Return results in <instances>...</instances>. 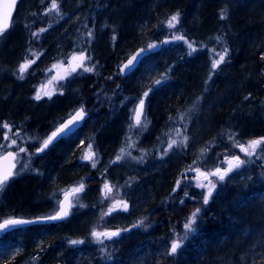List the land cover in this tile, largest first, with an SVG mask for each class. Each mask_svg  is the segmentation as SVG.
Returning <instances> with one entry per match:
<instances>
[{
    "label": "trees",
    "instance_id": "trees-1",
    "mask_svg": "<svg viewBox=\"0 0 264 264\" xmlns=\"http://www.w3.org/2000/svg\"><path fill=\"white\" fill-rule=\"evenodd\" d=\"M67 1L57 0L59 14L55 10L50 11V17L44 16L46 20H42L40 14L47 10L52 0H22L11 30L0 36V120L5 118L4 122L14 124L16 129L19 122L25 123L24 130L36 125L42 131L41 135L47 137L74 110L83 107L88 112V120L80 134L59 140L43 155L32 158L30 166L39 167L38 163L42 162L44 168L40 171V178H34L32 187L24 191L18 189L14 195L15 201L11 202L14 209L20 211L29 205L34 207L36 203L48 202L52 195L67 190L68 186L81 184L87 186V192L83 191L81 195H90L91 201L85 207L91 211V203L97 201L95 193L99 189L93 182L100 183L96 178L102 175L101 169H90L83 162L80 171L73 170L76 163L72 152L76 139L85 133L92 135V145L98 149L97 154L100 152L101 161L117 156L122 148L118 149V143L124 124L119 126L114 123L110 117V107L106 109L100 102L102 99L107 101L111 94L115 97L132 96L133 100L141 97L135 77L141 76L144 67L150 72L160 73L161 77L167 74L163 85L169 88L172 99L167 97L164 100L160 111L163 112L177 104L179 99L189 102L200 99L203 92L200 88H191L190 84L197 80L203 70L199 68L200 60L196 64L190 59L191 56H201L211 61L215 57L213 49L219 51L225 46L229 49L227 62L220 65L214 77L224 79L218 92L229 94L230 98L225 100L224 105L220 104L215 112L204 109L198 119L181 106L182 112H177L173 120L175 141L179 144L187 137L186 146H179L183 148L187 162L197 159L192 169L212 170L229 159L228 151H235V148L222 143L227 131L230 133L228 137L234 136L236 143L246 146L251 140L264 138V126L259 129L258 115L247 116L252 109L264 104V59L261 58L264 49V0H74L70 6ZM234 1L240 4L235 14L230 6ZM110 8L115 9V13L106 15ZM222 10L227 13L225 19H220ZM177 11L181 13L180 22L175 28H169L167 20ZM98 14H103V18H99ZM87 19L91 22H87ZM100 21L105 26L104 30L86 29ZM42 28L45 31L41 32ZM90 31L93 36L87 39L93 44L85 53L91 58L86 62L87 66L95 64L96 68L93 72H72L69 61L73 54L79 55L82 47L79 46V39ZM33 33L38 35L34 37ZM173 34L183 35L185 40L194 42L197 51L189 56L187 44L184 40L174 39ZM217 36L223 37L222 44L216 42ZM149 44H156L157 47L149 49ZM142 48L145 51L139 57V62L123 78H119V67ZM25 58L35 63L27 69V77L20 80L17 78L20 74L18 68L25 63ZM187 59L195 66L194 71L189 68L184 70ZM190 70L192 77L188 74ZM57 75L60 76L56 85L58 90L55 87L56 91L49 93L51 99L45 93H40L42 99H34L40 87L49 81L56 82ZM111 77L112 81L108 82ZM225 80L228 81L224 83ZM156 90L149 91L147 97L143 96L147 113L150 101L160 94ZM261 107L264 110V106ZM52 116L56 123L53 128L54 121L50 123L49 120ZM246 131H251L253 138L248 140ZM1 137L0 128V144ZM199 137L203 139L196 145L194 154L188 156L189 146L195 145L193 142ZM256 159L259 161H255L254 157L250 167L258 168L263 173L261 164L264 166V160L262 157ZM109 160L105 161L106 166ZM169 172L172 171L164 170L153 175V184L146 183V191L154 194L156 182L165 181L164 176ZM228 180L213 190L207 205H198L201 208L198 214L199 228L192 234H186V239H183L184 224L195 211L187 210V206L190 207L188 201L180 206L169 202L165 212L146 215L144 213L149 207L146 203L141 204V213L135 211L124 228L113 225L105 229H120L121 232L120 236L105 240L103 245L97 244L95 238L88 234L76 235L69 230L75 224H70V221L74 222L73 212L67 221L57 225L34 224L1 234L0 264H264V250L260 253L256 250L264 245V214L259 216V220L246 222L243 219L251 214L246 207L237 204L230 213H216L218 220L209 226L204 222L208 219L204 218L202 211L208 215L216 208L224 192L233 188V179ZM245 185L248 193L243 199L244 203L257 201L258 196L264 195V173ZM257 189L262 190L258 194L250 193ZM14 212L11 216H22ZM77 213L74 218L78 217ZM124 215L126 212L121 217ZM140 221L143 223L133 227ZM102 227L97 226L96 229L102 231ZM236 232L237 235H234ZM63 237L66 238L65 243L70 244L65 251L57 248L59 239ZM72 240H83L84 243L72 245ZM173 240H181L182 244L175 256H169L167 249ZM127 241H137L142 249L129 254L128 247L122 249ZM101 248H106V251L102 253ZM108 253L112 254L111 260L107 259Z\"/></svg>",
    "mask_w": 264,
    "mask_h": 264
},
{
    "label": "bare ground",
    "instance_id": "bare-ground-1",
    "mask_svg": "<svg viewBox=\"0 0 264 264\" xmlns=\"http://www.w3.org/2000/svg\"><path fill=\"white\" fill-rule=\"evenodd\" d=\"M67 4L69 6L73 5L74 0L67 1ZM233 4H231L230 6H231L232 11L235 14V13H237V11H238L237 7L240 4H239V2H236V1H234ZM50 7H51V5L48 6L47 10H45L43 13L40 14V18L42 20H46V19H44V16L46 18L50 17L51 13H50V11H48L50 9ZM45 13H48V15L46 16ZM109 13L114 14L115 9H112V8L108 9L106 12V15H108ZM102 16H103V14H98V17L101 19L103 18ZM87 22H91V20L87 19ZM101 22L102 21L97 22L95 24L93 23V25H91L90 27H86V29L88 30V29L96 28L98 30H104L105 26H104V24L101 25ZM231 27L233 28V26H231ZM88 37H89L88 32L86 35H82L80 37L78 43L79 44L82 43L81 45H79L82 47L79 51L84 50V49H88V50L90 49L91 45L93 44V41H90L89 39H87ZM23 39H24L23 45H25L26 44L25 43V41H26L25 36H23ZM26 47H24V48H26ZM261 55L264 56V49H263V51H261ZM77 56H79V55H77ZM200 57L196 56V55L193 57L192 56L190 57V59H192V61H195L194 63H196V64H197V60H200V61H198L199 68L203 70L202 73L200 75H198L199 77L197 78V80H195L192 84H190L191 88H196V89L200 88L201 92H203L200 99L197 100L196 102H189V100L183 101V100L179 99L178 103L176 102L177 104L172 105L171 107H168L163 112H160L162 103L164 102V100L168 99L167 97H170V95H171V94H169V88H164L163 82L165 80H162L161 84H159V85H157L155 83V81L157 79H161L164 76L161 77V76H159L160 73L150 72L148 70V68L144 67L141 70L142 71L141 76L135 77V82L138 83V89L140 90L139 96L142 95V97H143V93L145 91H149L150 88L152 90L157 89L156 91H159V93H160L158 97H155L150 101L151 105L148 108V113H147L148 122H147L146 126L149 127L150 130H148L147 131L148 133L144 134L143 136L141 135L138 137H139V139L141 138L140 139L141 143H143V141H145L147 139L146 137L148 136V134H151V140H153V141L155 140L156 143L161 144L160 145L161 149H164V150L167 149V152H168V154L166 156L167 157V159H166V161H167L166 167L167 168H162L161 170L162 171H164V170L165 171H167V170L172 171V172L167 173L164 176L165 181L161 180V181L156 182L157 184H156V187L154 190V194L148 193L146 190L142 191L144 193L142 196V198H143L142 204L146 203V205L149 207V209L144 208V209H146V212L144 213L145 215H146V213L157 214V213L165 212L164 210H166L168 208L169 202H173V203L177 204L178 206H180L181 204L188 201V203L190 204V207L187 206V210H189V209H195L196 210V208H198L200 205L203 204L202 199L198 198V197H200V196H198L201 193L200 191L197 190V192L199 193L198 194V193H196V191H193L192 187H191L189 189V191H187V196H185V193H183L184 190L182 191L183 187H187L188 185H190L189 184L190 181L188 180V178H190L192 171L191 172H188V171L190 168H193L195 166L197 159L192 160V162L188 163L187 159L185 158V153H184L183 148L173 147L172 149H168L169 143H171L173 140H176L175 134H172V133H173V120L176 119L177 115H175V114L177 112H179V111L182 112V108H183V110H185V111L192 112V114L195 115L196 118L198 119L202 116V112L204 111V109H206L208 111L213 110L215 112L216 108H219L218 106H220V104L224 105L226 102L225 100H228L230 98L229 94L226 95L225 93L224 94L221 93L222 94L221 95L218 92L220 87L223 86L222 82L224 80L222 78H219V80H218L214 77V75L216 74L218 69L215 71V73L211 76V79L209 80L208 76H209V72H210V68H211V61L206 60L204 57L203 58H200ZM79 64H80L79 59H76V60L71 59L69 61V66L71 69L73 67H76ZM85 64L87 66V62H85ZM186 68H189L192 71H194V69H195V66H193L190 63L189 59L185 60L184 70ZM78 70L80 72L83 71L82 68L77 67L76 71H78ZM191 70L188 71V74H190L189 76L192 77ZM4 75L8 76L7 73H4ZM231 75L232 74H230L228 78H230ZM111 81H112V77L108 79V82H111ZM206 81H207V83H206ZM226 81H228V80H225L224 83H226ZM248 87H249V84H248ZM128 95H129V93H128ZM131 97L129 98L126 95H122L119 97L114 96L113 100L110 101V97H109L108 101L103 99V100H101L100 103L106 109H108L110 107L109 112H110L111 120L120 126L123 123V121L125 122L127 117L130 116L131 110L134 107L132 105L134 101ZM213 97H215V98H213ZM170 99H172V97H170ZM208 105H209V107H208ZM260 105L264 106V104H260ZM181 106H182V108H181ZM261 106L255 107L254 109H252L251 114H249V115L247 114V116H250V117H254V116L258 115L257 122H260V125H261L259 127V129H261L264 126V110L262 109ZM242 110H241V113L244 114V112H242ZM188 114H189V112H188ZM4 120H6V119L1 118L0 126L4 123H7V122H4ZM8 124H10L13 128L15 127L14 124H12L10 122H8ZM123 124L125 125V123H123ZM49 125H47V127ZM37 132L41 134L42 131H37ZM257 133H258V131H257ZM227 134H230L229 131H227L223 135V142L222 143L226 144V146H229L232 149H233V147L235 148V151L234 150L228 151L229 159H231L233 156H239L240 157L239 154H242L243 156H245V154L240 151L239 146H234V145H238L241 143L240 142L236 143L235 142L236 138L234 136L228 137ZM246 134L248 135V140H250L254 136L251 133V131H246ZM82 137L77 140L78 145L75 146V149H73V152H72V153H74L73 154L74 155V161L76 163V164H73V170H76V171L77 170L80 171L79 168H82L84 166V163L82 161V153H83L82 151L84 148H86L91 143L89 136H87L84 140H82ZM90 137L93 138L92 135ZM119 143H120V141H119ZM119 143H118V146H119L118 149L120 147H122V144L119 145ZM193 144H194V142H193ZM53 145L51 147H49L46 151L51 149L53 147ZM244 146H246V145H244ZM189 147H188L189 148L188 149V156L189 155L191 156L195 152L196 145L189 146ZM46 151H44V152H46ZM120 152L121 151L119 150L117 156L120 154ZM175 154H177V156L179 157L178 159H180L181 162H183V164L181 166H180L181 162L179 164H176L175 162L170 160V157L174 156ZM254 157H255V161L256 160L259 161V159H256V157L257 158L262 157L264 160V155L259 156L257 154H256V156L253 155L249 159H245L246 163L243 166V168L240 171H238L237 173H234L231 175V178L233 179V181H232L233 182V188L226 190V192H224V194L218 199L219 201H218V204L216 205V208H213V210H211L208 213V215L205 214L206 213L205 211H202L203 216L205 215L204 218L208 219V220H204L206 226H209V224H212L218 220V219H216V217H217L216 213L219 212L220 213L219 215H222V213L225 211L230 213V212H232L233 208H236L237 204L243 205L244 207L247 208L248 212H250L251 216L247 215L246 218L243 219L246 222L251 221L253 219L259 220V216L264 214V195L258 196L257 201H254L253 203H251V201H246L244 203V201H243V199H245L246 193H248L247 192L248 188H247V185H245V183L247 181L251 180L252 178H255L257 176H262L264 173V172L262 173V171L259 170L258 168L254 169V168L250 167L253 164ZM115 158H116V156L115 157L113 156L110 160H109V158H105V159H103L102 162L109 160L110 161L109 164H111L114 162ZM245 158H247V157H245ZM234 163H235V161H233V164ZM261 163L262 162H260V164ZM38 165H40V166L39 167L38 166L37 167L36 166H30V164H29V167L27 168L29 171L26 170L23 174H21L22 179L25 178L24 176L26 173H27L26 175L30 174L31 176L33 175V177H35V178H37V177L40 178V171H41V169L44 168V166H43L44 163L42 164V162H39ZM104 167H106V165ZM111 167H114V166H111ZM261 168H263V171H264L263 164H261ZM33 169H35V171H33ZM127 172H130V174H129V176H126L127 178L125 179V182L129 186H132L131 189H132V191H134L132 193V195H134V196H137V192L139 193V189L137 188L138 182L143 183L145 180H148V181L150 180L151 182L154 181V178H152L153 175L146 174L147 172L145 170L139 171V172L138 171L137 172L127 171ZM127 172L125 171L122 173L125 174ZM21 177L14 176L12 179H10V181L7 184L8 187L6 190L8 191V188L10 187L11 184H12L11 186L17 185L19 183L18 181L21 180L20 179ZM104 177H105V175L102 174L100 176V178H96V177L95 178L97 181H101L102 178H104ZM171 178H173L172 182H170ZM105 179L109 181V178L107 176ZM89 180H90V178H88V181ZM128 180H130V181L127 182ZM177 180L181 181V186L179 185L180 187H177V185H176ZM15 181H16V183H15ZM13 183H15V184H13ZM176 187L178 188V190L175 189ZM123 189H124L123 191H128L127 187H124ZM174 189H175V191H174ZM129 190H130V187H129ZM261 190L262 189H257V190L250 192V193L251 194H258L261 192ZM16 192H18V191H16ZM16 192L14 194H16ZM202 192H205V191H203V189H202ZM96 193H98V192H96ZM6 195L3 197V199L10 206L11 201L8 202L9 201L8 196H6ZM59 196H60V194L58 192L55 195H52L51 196L52 198L50 197L48 202H45V203L39 202V203H36V206L32 207L31 210L26 209L27 211L26 210L21 211L22 213H25V212H28V214L32 213L34 216L33 218H28V216H24L23 218L34 219V218H45V216L47 217L48 214L45 215L44 217L39 215V214H41L40 210H44L45 208H48L49 205L52 204L51 202H55L57 197H59ZM181 200H183V203L180 202ZM84 208H86V207H84ZM84 208L79 207L80 210H79V215L76 219L77 221L72 227H70L69 230L72 233H75L76 235H80V234L84 233V234H88L89 236H91V234L85 233L84 230L88 225L91 224V222L98 223L100 221V216L98 214L97 209L95 210L96 213H93L92 211H89L87 208L86 209H84ZM98 209L100 210L99 207H98ZM13 210H17V209L13 208ZM142 210L143 209H141V210L139 209V213H141ZM116 211H119V210H116ZM189 211H191V210H189ZM21 212L16 211V213H21ZM99 212H101V210ZM125 212L126 211L119 213L118 216H120V217L115 218L113 220V224L116 223L114 226H116L118 228H124L128 224L127 220L129 218H127V220H126V218L121 217V216H123V214ZM255 214L257 216H255ZM93 218L96 221H93L94 220ZM193 227H194L195 231H190V232L186 233V230H184V235H186L188 233L192 234L193 232L197 231V229L199 228L198 218H197L196 224L193 225ZM234 235H237V232L234 233ZM251 235H252V233H251ZM65 240H66L65 237L59 239L58 244H57V248H59V250L65 251V249L69 248L70 244L65 243ZM130 241H127V242H125V244L122 245V249H125V248L127 249V247H128L127 250L129 251V254L132 252H137L138 250L142 249L139 247L137 241L136 242H130ZM256 250H257V252L260 253V251L264 250V245H260V247H257Z\"/></svg>",
    "mask_w": 264,
    "mask_h": 264
},
{
    "label": "rangeland",
    "instance_id": "rangeland-1",
    "mask_svg": "<svg viewBox=\"0 0 264 264\" xmlns=\"http://www.w3.org/2000/svg\"><path fill=\"white\" fill-rule=\"evenodd\" d=\"M47 15H48V13L46 14V16ZM81 44L82 43H80L79 45H81ZM122 66L123 65H121L119 67V69ZM125 71H128V70H125ZM27 73L28 72L24 73V77H27ZM124 76H125V74L121 73L118 70V77L123 78ZM58 77H60V76L57 75L56 82H52L51 85L49 83H47L46 85H44L42 87H40L41 86L40 85L39 86L40 88L38 89L39 92L40 93H51L52 91L58 90V87L56 86L57 83H59ZM111 85H114V84H111ZM117 85H118V83H117ZM55 87H57L56 90H55ZM140 98H143L145 100V98L142 96L133 100L134 102L132 105L134 107L131 110V114H130V116L127 117L125 122L123 121V123H125V125H123L122 129L120 130V135H121L122 140L120 141L119 145L122 144L123 145L122 148L124 149V152L123 153L120 152V154L118 155V156L122 157L120 160H117L118 156H116L113 163H111V164L108 163V165L106 167H104L106 165V163L101 161L100 152H98V154H97L98 149H96L91 144V143H93V138H91L90 136H89V138H90V142H91L90 143L91 144V150H89V147H88L89 145H88L82 151L83 152L82 153V161L84 163H86L90 167V169H95L96 171H98L100 168L101 174L105 175V177L102 178L100 183L93 182V184L98 186V188L100 190L98 189L97 190L98 193H95V195L97 197V201H94L91 203L92 204L91 205V207H92L91 211L93 213H96L95 210L96 209L98 210V214L100 216V221L98 223L91 222V224L85 228V230H84L85 233L91 234L93 229H95L98 232H104V231H106L105 229H109L108 227H112L113 225L116 224V223L113 224V220L115 218L120 217V216H118V214L122 213L124 211L121 210L123 207V204L122 203H115L114 204V201H126L127 202L128 209L126 211L127 212L126 215H124V218H126V220L133 213H135V211H139V208L141 207V204L143 202L142 196L144 193L142 191L146 190L145 189V186L147 185L146 183L152 184L153 181L151 182L150 180L149 181L145 180L143 182L144 184L143 183H137V186H138L137 188L139 189L140 194L137 192V196H134V195H132V193L134 192L131 189L132 186H129L125 182V179L127 178L126 176H129V174H130V172H127V171H132V172L138 171L139 172V171L145 170L147 172L146 174L156 175V173L160 174L162 172V170H161L162 168H167L166 167L167 166V161H166L167 157L166 156H167L168 152H167V154H165V150L161 149V147H160L161 144L156 143L155 140L154 141L151 140V134H148V136L146 137L147 139L145 141H143V143H141V140H140L141 138L139 139V137H138V136H141V135L143 136L144 134L148 133L147 131L150 130L149 127L146 126L142 129L137 128V127H130L131 125H134V121L132 120L133 110L137 107ZM113 99H114V96L111 95L110 101ZM54 119L55 118L52 116V118L49 119L50 123L53 122ZM142 119H143V122L146 123V125H147L148 116H147V110L146 109H145V116ZM55 124L56 123L54 121L51 128H53L55 126ZM16 126L18 127L17 129H16V127L13 128L11 126V132H9V130L7 128H3V124L1 125V127H0L1 128V134H2L1 144L8 145L10 143V140H4L3 139V135L5 133H7L10 138L16 139L17 144L12 146L11 148L0 149V157L7 154L8 151H11L13 153H17L18 152V146H23L26 149V151L18 153L16 160L13 161V163L16 164L15 171L19 172L22 165L25 162H29V164H30V162H32V158L35 155H37L35 150L40 146L43 139H45L46 137L45 136L43 137L40 133L37 132V131H39V129H38V127H36V125H32V127L28 128L27 130H24V128H26L25 127L26 125L23 122H19ZM48 131H50V130H48ZM17 132L20 133V135L18 137L15 135V133H17ZM87 136L88 135L85 133V134H83V137L81 135L76 140H78L81 137H82V140H84ZM202 139L203 138L199 137L197 140H194V144L195 145L199 144V141H201ZM76 145H78V142H76ZM245 147L248 148V144ZM248 150L252 151L251 148H249ZM92 152H95V161H96L95 167L92 166V162H90L88 159L84 158L86 155H91ZM255 152L259 156L264 155V144H262L258 148H256ZM32 153H35V155H32L31 157H29V154H32ZM129 153H130V155H129ZM256 154H255V156H256ZM239 155H240L242 160L250 158L248 156H243L242 154H239ZM176 156H177V154H175L174 156H171L170 160H172L176 164H179L181 162V160L178 159L179 158L178 156L177 157ZM245 157H247V158H245ZM133 158H135V159H133ZM227 160L228 159L224 160L223 164H221V166L219 165L218 167H220L222 170L227 169L229 166L227 163ZM182 164H183V162H181L180 166ZM234 165H235V163L233 164V166ZM244 165H245V163L243 165H241L239 168L233 167V171L228 173V175L225 177L224 181H219L216 176H210V175L208 176V179L211 180L212 182L216 183V187H217L219 184H223V182L229 181L228 179L231 178V175L240 171ZM111 166H114V167H111ZM215 168L216 167H214L212 170H207V171L201 170L200 172L205 173L207 175L211 171H214ZM26 170H28V169H26ZM26 170H24L21 174H23ZM125 171L127 173L123 174L122 172H125ZM21 174L16 175V177L17 176L21 177L22 176ZM26 174H25V176L23 175L25 177L24 179H22V177L20 178L21 180L18 181L19 183L17 185L11 186L12 185L11 184L10 187L8 188V191L6 190L8 187V185H7L6 188L4 189V191L0 192V222L2 220H5V219H10V218L12 219L13 216H11V215L15 213L14 211H17V210H13V208L10 207L11 205L9 206L7 204V202L4 201L3 197L7 194L6 196H8V200H10L11 202H14L15 198H16V197H14V195H15L14 193L16 191H18V189L19 190L21 189L22 191H24L25 189H29L30 187H32V185L35 183V181H33L35 177H33V175L31 176L30 174H28V175H26ZM106 176L109 178V181L105 179ZM191 177L192 178L189 180L190 185H188L187 187H183V189H182V191L184 190L183 193L189 191V189L191 187H192L193 191H196V193H198L197 190L202 193V189H203V191L207 192L208 188H200V187L196 186L199 183L207 184V181L204 179V176L199 175L198 173H196V174L193 173L191 175ZM129 181L130 180H128L127 182H129ZM15 183H16V181H15ZM15 183H13V184H15ZM105 183H107L110 186V188H111L110 192L108 191L107 188L104 187ZM78 186L70 185V186H68L67 190L62 191L61 193L59 192L60 196L57 197L56 201L51 202L52 204H50L48 208H45L44 211L40 210L41 214H39V215L44 217L47 214H48L47 216L55 214L56 209L59 206L60 200H62V197L64 195H66L67 193L72 194V195H70V198H71L70 203L72 204V207L75 209L74 215H77L78 214L77 212H79V210H80L79 207L84 208L85 204L87 202L91 201L90 195L89 196H86L85 194L81 195V193L83 191L87 190V186L83 185L82 188L80 187L81 184H79ZM180 186H181V183H180ZM124 187H127L128 191H123ZM129 187H130V190H129ZM208 187H211V185H209ZM175 189L178 190L177 187ZM200 194L198 195V196H200L198 198L202 199ZM113 206L116 210H119V211L114 210L111 212L110 215H105V213H107L109 211V208L113 207ZM98 207L100 208L101 212H99L100 210L98 209ZM26 209L31 210L32 207L29 205L25 209L24 208L21 209L20 212L23 210H26ZM84 209H86V208H84ZM20 215H22V216H17V215L16 216L21 217V218H23V216H25V215L28 216V218L34 217L32 213L28 214V212H25V213L21 212ZM74 215L72 218L74 222L70 221L71 225H73V223H76V221H77L76 220L77 217L74 218ZM93 221H96V220L94 219ZM128 221L129 220H127V222ZM128 223H130V221ZM97 226H99V227L104 226V227H102V229H101L102 231H99L96 229Z\"/></svg>",
    "mask_w": 264,
    "mask_h": 264
},
{
    "label": "snow or ice",
    "instance_id": "snow-or-ice-1",
    "mask_svg": "<svg viewBox=\"0 0 264 264\" xmlns=\"http://www.w3.org/2000/svg\"><path fill=\"white\" fill-rule=\"evenodd\" d=\"M16 3H17V0H8V2L5 5V7H6V19L8 22L5 23L3 21H0V36H3V34L7 30V28L10 27L12 10L14 9ZM53 10L57 11V14H59V8H58L57 0H52L51 7L48 11H53ZM45 14H47V13H45ZM226 15H227V13L224 10H222L219 13L220 19H225ZM180 16H181V13L179 11H177L175 14L170 15V17L167 20V26L169 28H175L176 25L180 22ZM40 31L43 32V31H45V29L42 28V29H40ZM37 35H38L37 33H33L34 37ZM88 36H89V38H91L93 36V33L90 31L88 33ZM173 38L176 40H184V42L187 44L188 49H189V52L187 53L189 56H191L192 53H195L197 51V48L193 46L194 42H189V41L185 40L183 35L173 34ZM113 40H115V35H113ZM166 42L167 41H165V43ZM216 42L218 44H222L223 37L217 36ZM155 47H157V45H154V44L148 45L149 49H154ZM144 51H145L144 48L137 51L134 55L131 56L130 59H128L127 63L123 64V66L119 69V71L126 75L127 72L125 70L131 71V69L135 67L136 63L139 62V57L141 56V54ZM213 51L215 53V57H218V58L214 57L211 60V68H210V72H209V76H208L209 80L211 79V76L215 73V71L220 67V65L227 62L226 58L229 55V49L226 46L221 47V49L219 51H216L215 49H213ZM86 52H87V49H84V50L80 51L79 56H77L76 54H73L71 59L72 60L79 59L80 64L77 65L76 67H73L72 72H76L77 67L82 68L84 72H93L95 70V68H96L95 64H92L91 66H86L85 62L91 59L90 56L85 55ZM33 55H37V54L33 53ZM37 58H39L38 55H37ZM261 58L264 59V56H262ZM33 63H35L34 60H28L27 58H25V63L19 65L18 72L20 74L17 76V78L20 80H23L25 78L24 73L27 71V69ZM53 67H55V65H53ZM166 79H167V74L165 73L164 77H162L161 79H157L155 81V83L157 85H159V84H161L162 80H166ZM49 83H51V81H49ZM206 83H207V81H206ZM149 91H152V89L150 88ZM149 91H145L143 93V96L147 97L149 95ZM60 94L62 95L63 92L61 91ZM45 95H48V98L51 99V94L45 93ZM34 99H36V100L42 99V96L40 95L39 90L37 91V95L34 97ZM245 99H248V97H246ZM144 108H145V100L143 98H140L137 107L133 110L132 120L134 121V125H131L130 127H137V128H141V129L146 127V123H144L143 119H142L145 116ZM85 115H86L85 109L83 107H81L75 113V115L71 116L68 119V121L66 123L61 122L60 127H58L56 130L52 131L51 135H49L46 139H43L42 143L40 144V146L36 150L37 153L44 152L49 147V145L52 144L53 141L56 140L61 135H67V132L71 131L72 127L76 126L80 120H83ZM3 128H7L9 130V132H11V126L8 123H4ZM15 135L18 137L20 135V133L17 132V133H15ZM3 139L4 140H10V143L8 145L0 144V149L11 148L12 146L17 144L16 139L10 138L7 133H5L3 135ZM186 140H187V137H184V139L181 140L179 142V144L177 143V141L173 140L171 143H169L168 149H172L174 145L176 147H179L180 145L186 146V144H185ZM262 144H264V138L249 141L248 142V148H246L243 144H238V145H234V146H239L240 151L243 152L245 154V156L252 157L253 155L256 154V152H255L256 148H258ZM88 147H89V150H91V144H89ZM249 148H251L252 151H249L248 150ZM25 151H26V149L23 146H18V152L17 153H13L11 151H8L7 154L0 157V159H2V160L11 159L14 161V160H16L18 153L25 152ZM121 152L123 153L124 149H121ZM165 154H167V149L165 150ZM32 155H35V153L29 154V157H31ZM129 155H130V153H129ZM84 158L88 159L90 162H92L93 167L96 166L95 152H92L91 155H86ZM121 158H122L121 156H118L117 160H120ZM133 159H135V158H133ZM233 161H235L234 166H233ZM227 163L229 165L227 169L222 170L220 167H216L214 171H211L207 175L205 173L200 172L199 168H195V169L190 168L189 169V171H196L199 175L204 176V179L207 181V184L199 183L196 185L197 187H200V188H208L207 192H202L200 194L202 197L203 205H207L209 203V200L213 195V190L216 188V183L209 180L208 176L209 175L210 176H216L219 181H224L225 177L228 175V173L233 171V167L239 168L241 165L246 163V161L242 160L239 156H233L231 159L227 160ZM28 167H29V162H25L22 165L20 171L16 172V171H13L16 168V164L12 163L10 166V169L8 171H0V192L4 191L8 182L10 181V179H12L16 175L21 174ZM33 171H35V169H33ZM180 183H181V181L177 180V182H176L177 187H179ZM209 185H211V187H208ZM80 187L82 188L83 185H81ZM104 187L107 188L109 192L111 191V188L107 183H105ZM174 191H175V189H174ZM185 196H187V192H185ZM180 202L183 203V200H181ZM115 203H122L123 207L121 210L127 211L128 205H127L126 201H114V204ZM114 210H116L114 208V206L110 207L109 211L107 213H105V215H110L111 212ZM200 211H201V208H199V207L196 208V210L191 214V216L188 218V220L184 224V228L186 230V233L190 232V231H195L193 225L196 224L198 214L200 213ZM67 215H68V212L64 211L62 209L60 212H57L55 215H50L44 219H46V220H59V219L66 217ZM35 222H39V219L37 221L23 219V218L5 219V220H3V223H0V233L10 231L12 228H15L18 226H23V225H27V224H31V223H35ZM142 223H143V221H140L138 224L133 225V227H138L139 224H142ZM123 231H129V229H124ZM120 232H121L120 229H117L116 231H104V232H98L95 229H93L91 232V236L93 238H95V242L97 244L103 245L105 240H111L114 237L120 236ZM186 238H187V235H185V237L183 239H186ZM70 243L72 245H80V244H83L84 241L83 240H72V241H70ZM181 244H182L181 240H173L170 247L167 249V255L175 256L177 254V250L181 247ZM100 251L102 253H104L106 251V248H101ZM107 259H109V260L112 259L111 253H108Z\"/></svg>",
    "mask_w": 264,
    "mask_h": 264
},
{
    "label": "water",
    "instance_id": "water-1",
    "mask_svg": "<svg viewBox=\"0 0 264 264\" xmlns=\"http://www.w3.org/2000/svg\"><path fill=\"white\" fill-rule=\"evenodd\" d=\"M22 0H17V3H16V5H15V7H14V9L12 10V15H11V21H10V27H8L7 28V30L5 31V32H8L9 30H10V28H11V25H12V23H13V18H14V15H15V13H16V8H17V6H18V4L21 2ZM8 2V0H0V21H3V22H5V23H7L8 21H7V19H6V7H5V5H6V3ZM79 110V109H78ZM78 110H76L75 112H74V114L73 115H75V113L78 111ZM73 115H71V116H73ZM70 116V117H71ZM70 117H68V118H66V120H64V123H66L67 121H68V119L70 118ZM87 117H88V115H87V113H86V115L84 116V118H83V120H80L79 121V123L76 125V126H74V127H72V130L71 131H69V132H67V134H72L73 132H75L77 129H79V128H81L82 126H83V124L85 123V121H86V119H87ZM61 126V124L58 126V127H60ZM57 127V128H58ZM71 127V126H70ZM56 128V129H57ZM55 129V130H56ZM64 135H61L60 137H58L57 139H59V138H61V137H63ZM56 139V140H57ZM56 140H54L53 141V143L52 144H50L49 145V147H51L54 143H55V141ZM48 147V148H49ZM47 148V149H48ZM46 149V150H47ZM45 150V151H46ZM36 153H37V151H36ZM41 153H43V152H39V153H37V154H41ZM6 155V154H5ZM13 163V160H11V159H9V160H2V159H0V171H8L9 169H10V166H11V164ZM14 171V170H13ZM68 206H69V194H67V196H65L64 197V199L61 201V203L59 204V207H58V211H56V213L57 212H60L62 209L64 210V211H69V209H68ZM55 213V214H56ZM54 214V215H55ZM68 216V215H67ZM67 216L66 217H64V218H62V219H59V220H46V219H44V218H34V219H28V220H33V221H37L38 219H39V222H35V223H31V224H27V225H23V226H18V227H15V228H12L10 231H12V230H14V229H18V228H23V227H27V226H30V225H34V224H39V225H46V224H57V223H60V222H63L66 218H67ZM48 217V216H47ZM45 218H46V216H45ZM12 219H19V218H12ZM23 219H26V218H23ZM0 223H3V221H1ZM10 231H7V232H10ZM3 233H6V232H3ZM2 233H0V235H1ZM60 264V263H59Z\"/></svg>",
    "mask_w": 264,
    "mask_h": 264
},
{
    "label": "flooded vegetation",
    "instance_id": "flooded-vegetation-1",
    "mask_svg": "<svg viewBox=\"0 0 264 264\" xmlns=\"http://www.w3.org/2000/svg\"><path fill=\"white\" fill-rule=\"evenodd\" d=\"M67 138V137H66ZM62 140V139H61ZM70 209L73 210L72 204L70 205Z\"/></svg>",
    "mask_w": 264,
    "mask_h": 264
}]
</instances>
